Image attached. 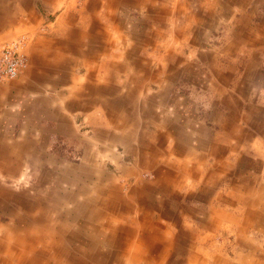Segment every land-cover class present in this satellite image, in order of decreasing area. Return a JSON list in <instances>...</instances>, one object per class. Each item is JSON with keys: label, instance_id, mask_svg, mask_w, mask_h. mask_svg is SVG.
<instances>
[{"label": "crops", "instance_id": "obj_1", "mask_svg": "<svg viewBox=\"0 0 264 264\" xmlns=\"http://www.w3.org/2000/svg\"><path fill=\"white\" fill-rule=\"evenodd\" d=\"M21 34L27 67L0 81V264H232L201 246L225 221L264 246V0H0V42ZM78 143L75 175L47 150ZM27 150L77 188L9 189Z\"/></svg>", "mask_w": 264, "mask_h": 264}, {"label": "rangeland", "instance_id": "obj_2", "mask_svg": "<svg viewBox=\"0 0 264 264\" xmlns=\"http://www.w3.org/2000/svg\"><path fill=\"white\" fill-rule=\"evenodd\" d=\"M19 36V35H18ZM17 37V36H16ZM15 38V37H14ZM13 39V38H11ZM8 39V40H11ZM8 40H3L0 42V44L2 42L8 41ZM12 80V79H11ZM10 80L7 81H1V82H8ZM90 134V133H88ZM75 148H69L68 147H56V148H52L47 150L50 155L52 154H56L57 156L60 157H67L69 158V160H71L72 164H73V168L74 170H72L73 174L76 175V173H78V166L77 164H79V161L82 158V155H85V152H83L80 147H79V143L74 145ZM101 150H92V149H88L87 155H91L93 157H95L97 154L101 155ZM118 154L120 156H125L126 152L124 151V149L119 148L118 150ZM10 154V151H9ZM108 153L103 152L101 156H109ZM31 158L28 157V150L24 152V157H23V162L22 164L19 165V169H18V173L15 174V176H9L7 177V181L6 186L13 190V191H17L21 188V185L28 189V190H32L33 187H39L44 190H52V189H62V190H69L72 188H77V186L73 183L70 182V180H66L65 177V165H60V164H46V165H38V164H33L31 163ZM83 160V159H82ZM85 160V159H84ZM129 163V162H128ZM129 165V164H128ZM90 167L91 170V166H87ZM93 168H95V166H93ZM137 168L136 170H140L138 169V166H133L132 167ZM4 172V171H3ZM44 172H46V177L45 180L42 182L39 181V177H41V174H43ZM124 172L120 171L118 172V177L119 180L118 182L120 183L119 187H122L123 190L125 188H129V185L132 183V178H129V181H125L126 177L123 175ZM22 174V175H21ZM18 177V178H17ZM133 177V175H132ZM19 182L18 185H16V180ZM136 179V178H134ZM138 180V183H146V182H151L153 180V174L152 172H147V171H143L140 172L139 177L136 179ZM96 183H100V181H94ZM94 182H87L89 184V186H93ZM127 182V183H126ZM0 183H4V179L3 176L1 174V170H0ZM81 183V182H80ZM112 182L107 183L106 185H111ZM125 183V184H124ZM121 184H124L123 186H121ZM88 187V186H87ZM131 187V185H130ZM6 217H2V225L1 228H4V224H12L13 220H12V213H8L6 214ZM225 228H219L218 229V234H215V236L210 240L211 242H213L214 244L209 245L204 243V245H201L205 248V250H208L209 252H211L213 250V252H217L226 256L228 255L231 259V263L232 264H240L237 260H236V256L235 254L239 253V252H247L248 254H252L254 257L256 254H260L262 252V249H264V246L257 243V244H247V246H245L246 244H244L243 246L240 245V243L238 242V235H237V229H235L234 223H229V222H224L222 223ZM230 226H229V225ZM5 231H3V229L0 230V237H2L1 235L4 234ZM224 233V234H223ZM244 238L245 241L247 240L248 242H251L252 240L258 241L260 242V234L259 231H248L247 234L244 233ZM204 241V240H203ZM247 242V243H248ZM245 243V242H244ZM105 248V246H104ZM106 249V248H105ZM113 257V256H112ZM222 257V256H220ZM224 258V257H222ZM132 260H128L126 257H122L121 259L118 258H110L106 261V263L104 264H136L135 262H131ZM95 263V262H94ZM144 264V263H141Z\"/></svg>", "mask_w": 264, "mask_h": 264}, {"label": "built area", "instance_id": "obj_3", "mask_svg": "<svg viewBox=\"0 0 264 264\" xmlns=\"http://www.w3.org/2000/svg\"><path fill=\"white\" fill-rule=\"evenodd\" d=\"M26 35L21 34L0 44V81L16 78L27 67L23 52Z\"/></svg>", "mask_w": 264, "mask_h": 264}]
</instances>
